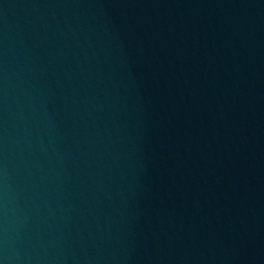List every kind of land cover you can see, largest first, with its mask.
I'll return each instance as SVG.
<instances>
[{"label":"water","instance_id":"95a60500","mask_svg":"<svg viewBox=\"0 0 264 264\" xmlns=\"http://www.w3.org/2000/svg\"><path fill=\"white\" fill-rule=\"evenodd\" d=\"M0 264H264V0H0Z\"/></svg>","mask_w":264,"mask_h":264}]
</instances>
